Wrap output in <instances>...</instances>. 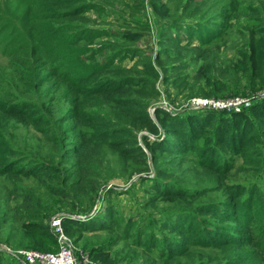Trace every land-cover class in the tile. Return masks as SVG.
<instances>
[{
	"label": "rangeland",
	"instance_id": "1",
	"mask_svg": "<svg viewBox=\"0 0 264 264\" xmlns=\"http://www.w3.org/2000/svg\"><path fill=\"white\" fill-rule=\"evenodd\" d=\"M38 1L47 2L52 10L41 14L32 0H0V9L18 21L25 36L34 23L56 30L57 40L61 28L67 27L63 36L69 43L45 45L43 53L49 46L58 52L76 50L70 57L78 73L80 59L87 67L85 74L90 76L89 69L98 68L100 79L124 83L125 98L139 102L135 109L144 110L153 122L157 123L156 110L165 109L187 127L194 119L185 117L193 116V109H204L199 107L204 101L209 102L204 110L234 113H218L216 122L202 132L206 153L211 146H220L210 143L219 118L247 116L254 130L263 132L262 118L249 108L253 104L260 112L264 107V0ZM203 33L215 37L202 40ZM27 50L28 46L22 51ZM20 53L9 62L0 59V101L32 105L47 116L50 127L24 114L11 118L0 112V157L17 165L12 172L0 171V264H22L13 256L20 249L55 252L57 242L49 226L56 214L62 215L81 264H225L233 257L230 246L198 243L202 239L194 228L196 242H188L180 253L169 256L165 251L161 256V244H153L164 234L174 236L161 224L178 220L175 212L184 211L186 223L197 226L183 208L194 211L227 200L224 185L253 181L263 165L237 158L231 170L220 175L199 165V152L174 160L177 154L147 149L144 135L150 141L171 138L164 132L150 134L139 114L125 115L120 104L102 93L83 110L129 129L144 153L121 158L92 136L79 116L62 124L72 130L65 135L56 126L70 115L72 100L82 97L71 99L67 90H56L50 76L39 71L43 62L34 53L30 69H24L17 60ZM145 63L155 71H147ZM236 100L249 103L236 104ZM179 113L189 115L180 114L184 118L178 119ZM80 145L82 151L74 153ZM254 150L264 161V146L258 144ZM159 170L166 173L165 181L158 177ZM104 211L107 220L95 217ZM84 214L92 216L86 219Z\"/></svg>",
	"mask_w": 264,
	"mask_h": 264
},
{
	"label": "trees",
	"instance_id": "2",
	"mask_svg": "<svg viewBox=\"0 0 264 264\" xmlns=\"http://www.w3.org/2000/svg\"><path fill=\"white\" fill-rule=\"evenodd\" d=\"M61 1L64 0H60V2ZM32 2L33 5L36 4L35 8H38L41 14L47 11V9L52 10L51 5L47 2L44 4L38 0H32ZM78 12H80V10H77L76 13ZM17 24L18 21L16 19L11 18L0 9V27L5 31L4 34L0 32V59L9 62L12 58L17 57L16 53L21 52L17 60H19L20 65L24 69H30L32 65V53H34V55L43 62L39 71H43L50 76L48 79H51L56 90H67L71 99L72 95L82 97L79 101L72 100L70 115L62 118L60 126H56L61 133L65 135L70 133L72 130H65L62 124L74 116H79L82 121L84 120V124L88 125L91 129L92 136L100 143L115 149L121 158L144 153L138 141L130 137L129 129L123 125L112 124L110 119L90 114L83 110L84 106L90 100L95 98L97 94L102 93L106 95L110 101H115L120 104V107L124 109L125 115H135L138 117L139 114V119L143 121L144 127L150 134L156 135L164 132V134L171 138V140L163 139L159 142L158 140L150 141L148 137L144 135L142 137L143 143L147 149L177 154V159L174 160H178L180 156L183 157L185 153L199 152L201 155L199 165L206 169H214L218 171L220 175H225L226 172H229L231 170V163L237 158L243 159L244 162L251 160L259 162L260 166L263 165L261 170H258L254 176L253 181L244 184L241 183L239 186L224 185L227 200L219 204H204L199 208H195L194 211L183 208V210L189 211L191 215L190 222L195 223L199 227H193L190 223H186L188 217L184 214V211L175 212L174 214L177 216L178 220L170 224L168 219L161 224L164 229L171 231L174 236L166 237L164 234L161 241L155 239L153 246L157 247L158 243L161 244V252L159 254L161 256L165 255V251H167L169 256L180 253L186 249L188 242H196V234L193 233L194 228L197 237L199 236L202 239L198 243L204 244L206 241L208 245L215 248L231 247V250H233V257L230 256L227 258L225 264H264V161L260 154L254 150L258 144L264 146V129H262V133L255 131L252 127L253 123L251 119L247 116L243 118H232V116L219 118V124L214 127L213 137L210 139V143L215 144V142H220V146L219 148H212L211 146L210 154L208 151L206 153V150L203 148L204 143L201 141L202 132L205 131L212 122H216L218 113L228 115L234 113H226L225 111L216 112L208 109L207 111L204 110L206 109L205 107L204 109L198 108L200 110L193 109L192 114H194L193 116L195 117L186 116L185 118H189L190 120L194 119V122L192 121L191 124L186 127L184 120L177 121L174 119L175 116H173L172 113L165 109H157L155 112L157 123H155L144 110L135 109V106L138 105L139 102L133 104V98H125L127 95V88H125L124 83L117 82L110 78L104 80L100 79L97 75L98 68L89 69L90 76L88 73L85 74V70H87L85 68L87 67L84 65L82 66L83 62L80 59H78L80 63L78 66L80 73H78L70 57L75 56L76 50L58 52L54 50L52 46H49L48 53H43L42 47L45 45H52L55 42L57 46L64 47L69 43V39L63 36L64 31H68L67 27L61 28L59 39L57 40L58 33L56 34V30L53 29L49 31L46 27L42 26L43 23H34L32 30L27 29V36L24 35L21 27ZM190 35L191 34H188V36ZM203 35L204 38H201L202 40L210 41L215 37L213 33L210 34V36L205 33H203ZM81 37L82 36L79 35L75 40ZM27 46L30 51H22L26 49ZM96 66L97 65H93V67ZM144 67L147 71H155L151 63H145ZM17 73L22 74L25 72L18 71ZM258 101L261 102L263 99L260 98ZM252 105H249V111L261 117V123L264 125V107L260 112H257ZM0 112L11 118L24 114V117H31V119L38 124L50 127L47 116L40 114L29 104L17 106L15 103H4L0 101ZM180 114L189 115V113H179L178 117L180 118L178 119L184 118ZM198 115H202L201 117H204L203 120L199 119L201 117ZM82 124L83 123H80L79 126ZM213 124L214 123L211 125ZM82 141H84L83 138ZM249 148H251V151L247 152ZM81 151L82 145L75 148L73 152L78 154ZM225 151L233 156H224L223 153ZM16 167L17 165L12 163L11 160L6 159V161H3L0 157V171L12 172L16 170ZM30 171L26 172V174H29ZM157 175L163 181L167 179L164 171L159 170ZM155 178L156 177L152 178L151 182ZM143 179L148 180L147 177ZM155 188L158 190L161 189L159 184H155ZM111 189L114 190L110 191L117 190L116 188ZM169 189L170 188L165 184V190L169 191ZM104 213L105 211L102 214L97 212L94 215H96L95 217L107 220L109 216L107 214V218H104ZM83 216H85L84 218L86 219H90L92 215L84 214ZM225 221L230 223L225 224ZM72 222L76 223V221ZM208 222L211 224L208 225ZM63 223L62 220V224ZM50 234L53 236L52 232ZM149 241L150 240L147 239L144 244ZM177 242L179 243L176 244ZM153 246L149 247V249H153ZM156 247L154 249H156Z\"/></svg>",
	"mask_w": 264,
	"mask_h": 264
},
{
	"label": "built area",
	"instance_id": "3",
	"mask_svg": "<svg viewBox=\"0 0 264 264\" xmlns=\"http://www.w3.org/2000/svg\"><path fill=\"white\" fill-rule=\"evenodd\" d=\"M242 102L247 105L248 101L236 100V104ZM209 102H201L206 107ZM205 105V106H204ZM234 108L238 109L235 105ZM50 229L57 242L55 252H42L33 250H22L13 253L22 264H81L76 255L73 241L66 235L62 224V215L56 214L50 219Z\"/></svg>",
	"mask_w": 264,
	"mask_h": 264
},
{
	"label": "crops",
	"instance_id": "4",
	"mask_svg": "<svg viewBox=\"0 0 264 264\" xmlns=\"http://www.w3.org/2000/svg\"><path fill=\"white\" fill-rule=\"evenodd\" d=\"M3 254H4V253H3ZM4 257H6V255H5Z\"/></svg>",
	"mask_w": 264,
	"mask_h": 264
},
{
	"label": "bare ground",
	"instance_id": "5",
	"mask_svg": "<svg viewBox=\"0 0 264 264\" xmlns=\"http://www.w3.org/2000/svg\"><path fill=\"white\" fill-rule=\"evenodd\" d=\"M57 245V244H56ZM57 247V246H56Z\"/></svg>",
	"mask_w": 264,
	"mask_h": 264
}]
</instances>
